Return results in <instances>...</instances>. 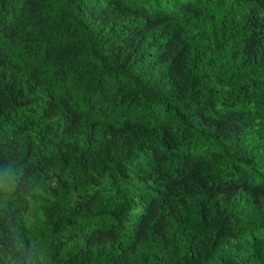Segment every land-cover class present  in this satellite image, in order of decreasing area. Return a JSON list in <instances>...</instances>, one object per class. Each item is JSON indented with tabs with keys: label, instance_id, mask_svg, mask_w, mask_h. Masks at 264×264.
<instances>
[{
	"label": "trees",
	"instance_id": "trees-1",
	"mask_svg": "<svg viewBox=\"0 0 264 264\" xmlns=\"http://www.w3.org/2000/svg\"><path fill=\"white\" fill-rule=\"evenodd\" d=\"M0 264H264V0H0Z\"/></svg>",
	"mask_w": 264,
	"mask_h": 264
}]
</instances>
